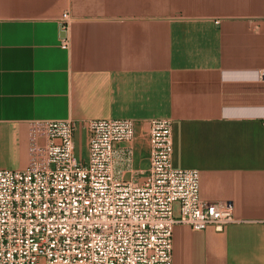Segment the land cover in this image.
<instances>
[{"label":"crops","instance_id":"1","mask_svg":"<svg viewBox=\"0 0 264 264\" xmlns=\"http://www.w3.org/2000/svg\"><path fill=\"white\" fill-rule=\"evenodd\" d=\"M262 70L264 0H0V170L44 121L168 119L174 167L238 220L175 226L173 264H264Z\"/></svg>","mask_w":264,"mask_h":264},{"label":"built area","instance_id":"2","mask_svg":"<svg viewBox=\"0 0 264 264\" xmlns=\"http://www.w3.org/2000/svg\"><path fill=\"white\" fill-rule=\"evenodd\" d=\"M32 133L30 165L0 170V264H173L175 226L238 221L231 202L200 198L199 170L174 167L168 119L150 120L148 167L128 178L132 119L48 120Z\"/></svg>","mask_w":264,"mask_h":264},{"label":"rangeland","instance_id":"3","mask_svg":"<svg viewBox=\"0 0 264 264\" xmlns=\"http://www.w3.org/2000/svg\"><path fill=\"white\" fill-rule=\"evenodd\" d=\"M149 130V129H148ZM149 135L146 133L136 134L133 143L134 157L130 161V166L123 171L125 178L130 177L132 172H137L148 167V149H149ZM78 156H85L87 154L86 134L84 130L80 129L77 133Z\"/></svg>","mask_w":264,"mask_h":264},{"label":"water","instance_id":"4","mask_svg":"<svg viewBox=\"0 0 264 264\" xmlns=\"http://www.w3.org/2000/svg\"><path fill=\"white\" fill-rule=\"evenodd\" d=\"M63 35H65V31H63V33H62Z\"/></svg>","mask_w":264,"mask_h":264}]
</instances>
